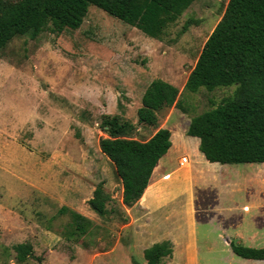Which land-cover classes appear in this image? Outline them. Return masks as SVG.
Returning a JSON list of instances; mask_svg holds the SVG:
<instances>
[{
	"label": "rangeland",
	"instance_id": "obj_1",
	"mask_svg": "<svg viewBox=\"0 0 264 264\" xmlns=\"http://www.w3.org/2000/svg\"><path fill=\"white\" fill-rule=\"evenodd\" d=\"M226 4L227 0H195L163 39L90 5L77 29L56 32L49 23L37 36L17 35L0 49V264H103L94 259L95 253L110 249L121 236L125 240L121 229L129 216L122 203V182L99 145L106 136L100 126L102 115L124 112L137 126L135 135L146 140L156 128L139 124L137 109L153 79L179 87L187 118L232 95L236 84L212 91L185 88ZM189 19L193 23L182 31ZM173 107L159 114L160 126ZM168 126L176 153L200 163L195 146L180 141L184 124L173 116ZM198 165L209 175V169ZM229 166L232 177L219 179L222 190L224 185L225 191L264 194V162ZM100 181L112 195L109 207L115 208L104 217L88 203ZM246 202L240 230L244 236L260 232L264 246V200L262 206H254L251 199ZM63 205L90 217L100 228L69 240L65 231L70 215L58 213ZM213 241L216 260L222 257L231 264H236L233 259L243 260L233 249L227 252L217 232ZM17 243L31 245L33 254L26 261L17 259L13 248ZM206 249L202 243V256Z\"/></svg>",
	"mask_w": 264,
	"mask_h": 264
},
{
	"label": "trees",
	"instance_id": "obj_2",
	"mask_svg": "<svg viewBox=\"0 0 264 264\" xmlns=\"http://www.w3.org/2000/svg\"><path fill=\"white\" fill-rule=\"evenodd\" d=\"M195 0H0V49L17 35L33 37L49 23L51 29L79 28L90 5H96L123 22L137 27L150 37L163 39ZM226 1V0H225ZM193 19L185 22V31ZM236 84L232 95L221 103L191 117L187 134L200 138L199 149L211 162H264V0H227L221 20L207 38L185 88L196 92L201 87ZM177 107L186 112L178 86L162 78L153 79L145 89L137 109V122L155 127L143 140L135 135L136 124L122 113L102 115L101 151L113 162L122 182V203L132 206L144 194L154 168L170 148L171 130L160 127L159 114ZM100 181L88 200L90 207L104 217L114 211L112 195ZM58 213L70 215L65 232L69 240L88 236L99 227L85 214L63 205ZM100 228V227H99ZM233 251L244 258L264 259V246L253 247L231 242ZM17 259L26 261L31 245L13 246ZM173 243L163 240L144 250L146 264H167ZM134 264H140L134 260Z\"/></svg>",
	"mask_w": 264,
	"mask_h": 264
},
{
	"label": "crops",
	"instance_id": "obj_3",
	"mask_svg": "<svg viewBox=\"0 0 264 264\" xmlns=\"http://www.w3.org/2000/svg\"><path fill=\"white\" fill-rule=\"evenodd\" d=\"M173 116L184 124L181 143L195 146L200 163L186 153H176L174 134L168 126ZM190 120L187 113L172 108L166 123L160 126L171 130L172 144L154 168L142 197L132 206H126L129 218L121 229L126 233L125 240L120 239V235L110 249L96 252L95 260L100 258L103 264H109V260L114 264H134V260L146 264L144 250L152 243L170 240L173 254L166 258L167 264H231L224 263L222 257L216 260L213 256L214 232L221 242L224 241L229 253L231 242H236L231 239L233 237L248 240V246L263 247L259 242L260 232L244 236L240 228L248 205L246 200L251 199L254 206H262L264 194L225 191L224 185L222 190L219 179L224 181L232 177L229 174L231 163L211 162L206 158L199 149L200 138L187 134ZM183 155L188 156L184 165L180 163ZM198 164L209 169V175ZM202 243L207 248L205 256H202ZM233 260L236 264H264V259Z\"/></svg>",
	"mask_w": 264,
	"mask_h": 264
},
{
	"label": "built area",
	"instance_id": "obj_4",
	"mask_svg": "<svg viewBox=\"0 0 264 264\" xmlns=\"http://www.w3.org/2000/svg\"><path fill=\"white\" fill-rule=\"evenodd\" d=\"M187 162H188V157H187V156H183V157L181 158V160H180V163H181L182 165L186 164Z\"/></svg>",
	"mask_w": 264,
	"mask_h": 264
}]
</instances>
